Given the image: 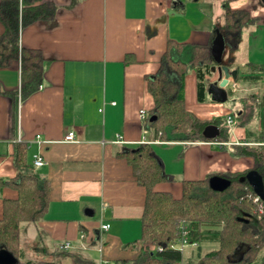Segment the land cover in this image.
<instances>
[{"label":"crops","instance_id":"crops-1","mask_svg":"<svg viewBox=\"0 0 264 264\" xmlns=\"http://www.w3.org/2000/svg\"><path fill=\"white\" fill-rule=\"evenodd\" d=\"M190 1H37L38 6L53 4L55 16L22 27L20 46L43 54L42 85L23 100L21 63L0 68V90L12 94H0V179L31 174L29 167L16 164V147L23 144L29 164L35 155L42 157L44 165L35 172L50 185L44 219L24 224L21 230L26 259L54 261L56 254L65 252L68 255L59 259L60 264H86L76 257L96 264H120L143 254L140 239L147 192L124 153L135 149L144 137L140 111L148 114L154 108L148 79L157 74L169 41L210 44L212 50L218 33L224 38L221 26L226 8L246 11L251 22L244 27L241 40L246 32L254 45L239 61L240 45L231 49L225 41L222 65L237 74L247 64L264 65V0H194L202 5L198 12ZM216 2L218 11L214 12ZM4 32L0 21V35ZM218 77L214 73L210 84ZM185 87L186 108L200 120L225 121L230 115L225 102L198 101L195 71L186 76ZM226 91L228 100L243 105L238 115L244 117L234 127L226 123L230 146L248 144L252 140L247 129L261 133L258 109L249 105L250 96L264 97V81L248 85L230 78ZM71 132L75 141L66 142ZM118 136L124 143L116 142ZM145 137L158 141L150 132ZM158 142L153 143L156 154L171 180L157 184L155 190L169 192L174 198H181L183 181L256 167L253 157H234L232 147L223 149L219 143ZM156 146L177 150L172 167H167V156H160ZM17 197L12 187L2 189L0 219L3 200ZM106 224L110 228L102 230ZM67 243L71 248L62 251Z\"/></svg>","mask_w":264,"mask_h":264},{"label":"trees","instance_id":"trees-1","mask_svg":"<svg viewBox=\"0 0 264 264\" xmlns=\"http://www.w3.org/2000/svg\"><path fill=\"white\" fill-rule=\"evenodd\" d=\"M38 0H4L0 6V21L5 32L0 35V68L21 63V88L23 100L39 90L43 83L45 58L38 50L20 46V30L37 20H52L53 4L36 5ZM21 3L24 7L21 9ZM251 22L246 11L226 8L221 26L224 39L231 49L238 47L244 27ZM217 63L210 44H189L169 41L156 75L148 79V88L154 99V108L147 114V126L153 139L164 143L193 144L219 143L223 149L230 146L228 125L222 118L202 121L186 108L185 79L190 71L197 76V95L200 103L206 102V93L213 68ZM264 81V65L247 64L238 70L237 82L254 85ZM12 94L2 92L0 94ZM232 94V93H231ZM13 97V96H12ZM251 107L258 109L261 133L247 129L250 145H232L234 157H253L254 170L264 176V97L250 96ZM243 116V115H242ZM241 114L237 119L242 120ZM155 121L151 123V118ZM244 123V124H243ZM239 125L246 126L245 122ZM209 125L220 128V136L207 140L203 132ZM225 125L227 127H225ZM254 143V144H251ZM128 158L137 182L146 189V201L142 218L144 252L133 261L120 264H259L264 263V215L258 212L256 195L248 182L241 179L249 171L236 174H214L204 180L183 181L181 198L169 192L155 190L157 184L167 181L161 160L153 144H139L124 153ZM18 167H29L31 174L17 179H0V196L4 187H12L18 193L16 199L3 200V216L0 219V249H5L18 260L17 264H60L65 252L56 254L54 261H33L25 257L20 235L24 224H37L43 220L49 205V181L35 172L34 164L27 161V147L19 144L15 152ZM213 176L231 180L229 189L222 193L209 187ZM250 215L249 222L240 219ZM182 226L189 231V241L197 243L187 254L171 249L177 243ZM216 246L202 254V246ZM164 246L163 251H157ZM64 251V250H62ZM77 262L96 264L91 260L75 258Z\"/></svg>","mask_w":264,"mask_h":264},{"label":"water","instance_id":"water-1","mask_svg":"<svg viewBox=\"0 0 264 264\" xmlns=\"http://www.w3.org/2000/svg\"><path fill=\"white\" fill-rule=\"evenodd\" d=\"M225 39L218 33L212 46V56L214 61L220 66L213 68L214 73H218L219 77L215 84L209 85L208 93L212 95L213 100L219 102H226L228 95L226 88L229 84V79L237 78V72H230L229 68L222 65V56L225 50ZM155 117L151 118V123L155 121ZM220 128L216 125H209L205 128L203 135L207 140H215L220 136ZM242 182H248L252 187L255 195L264 202V176L256 170L249 171L245 177L241 179ZM231 180L222 176H213L209 180V187L214 192L222 193L231 187ZM252 217L250 215L243 216L240 220L249 222ZM18 260L14 255L7 252L5 249H0V264H17Z\"/></svg>","mask_w":264,"mask_h":264},{"label":"rangeland","instance_id":"rangeland-1","mask_svg":"<svg viewBox=\"0 0 264 264\" xmlns=\"http://www.w3.org/2000/svg\"><path fill=\"white\" fill-rule=\"evenodd\" d=\"M211 1V0H210ZM213 1V0H212ZM191 2V6L193 5V7H192V9L194 10V11H200L201 10V8H202V5L200 4V3H198V2H194V0L192 1H190ZM206 2V1H205ZM209 1H207V3H208ZM207 3H204V6L206 7V4ZM203 6V7H204ZM213 9H214V12H217L218 11V7H217V2L214 4V7H213ZM204 12H205V14H207V12L204 10ZM247 33L245 32V36H244V38L241 40V42L239 43V45H240V56H239V61H242L243 59H245L246 58V56L248 55V53H249V51H250V45H254V43L249 39V38H247V35H246ZM234 96H239L238 94H234ZM210 100H212L213 101V97H212V95L211 94H209V96H208V98H207V103H209V101ZM251 100V99H250ZM234 103H232V101H231V99L230 100H228L227 102H225L227 105H229V109H230V115L233 117V119H234V123H233V127L234 126H236V123L238 122V119H237V116H238V114H239V112L241 111V109L243 108V105L242 104H240V103H238L236 100L235 101H233ZM224 103V104H225ZM223 119V118H222ZM224 120V119H223ZM224 123L226 124L227 123V118H226V120L224 121ZM232 127V126H231ZM232 149V148H231ZM156 150H157V152L159 153V155L161 156H164V155H166L167 156V158H168V160H169V162H167V167H169V165L172 167V164L171 163H173V161L175 160V155H176V152H177V150L176 149H174V148H169V147H158V146H156ZM233 150V149H232ZM173 152H174V154H173ZM158 155V154H157ZM159 157V156H158ZM161 160V159H160ZM172 161V162H171ZM161 163V165L163 166V164H162V162H160ZM163 169H164V173H165V175L167 176V180H171V177L170 176H168L167 174H166V168L163 166ZM168 172V171H167ZM216 248V246H212V245H206V244H204L203 246H202V254H204V253H206V252H208V251H210V250H212V249H215ZM191 249H192V247L190 246H188V247H186L185 248V250H184V253L185 254H187L188 253V251L190 252L191 251Z\"/></svg>","mask_w":264,"mask_h":264},{"label":"built area","instance_id":"built-area-1","mask_svg":"<svg viewBox=\"0 0 264 264\" xmlns=\"http://www.w3.org/2000/svg\"><path fill=\"white\" fill-rule=\"evenodd\" d=\"M139 116H140V119H141V121L143 123V135H144V137L142 138V141L140 142V144L159 143L158 141H155V142L148 141L147 138L145 137L150 132V130H149L147 124H146L147 123V113H146V111L141 110ZM233 123H234V119H233V117L231 115H229L227 117V124L228 125H232ZM38 139H39V136H38ZM65 141L66 142H74L75 141V134L73 132L69 133L65 137ZM116 142L117 143H124L123 142V138L121 136H118V139H117ZM33 164H34L35 167L39 168V167H42L44 165V161H43V159H42V157L40 155H35L34 156V160H33ZM255 202L258 203V212H259V214H261V215L263 214L264 215V202L257 196L255 198ZM109 228H110V226L108 224L102 226V230H105V231L108 230ZM181 228H182V232H181V236H180L178 242L169 245V248L180 250L181 252H184L186 247H188V246L189 247L190 246L191 247H195L197 245V243H191L189 241V231L186 229L185 226H182ZM82 238H84V236H82ZM70 248H71V245L69 243L61 246L62 250H68ZM163 250H164V246H159L157 248V251H163Z\"/></svg>","mask_w":264,"mask_h":264}]
</instances>
